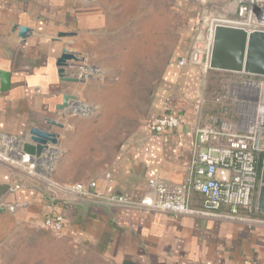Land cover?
<instances>
[{"label":"crops","instance_id":"crops-1","mask_svg":"<svg viewBox=\"0 0 264 264\" xmlns=\"http://www.w3.org/2000/svg\"><path fill=\"white\" fill-rule=\"evenodd\" d=\"M201 19H205L201 13L192 17L189 33ZM94 22L93 17L79 18L70 1L0 0V72L10 75L9 90L0 93L1 154L20 153L32 128L56 134L47 122H57L56 115L71 110L73 102L65 112L58 113L57 107L64 95L76 97L80 85L59 80L55 62L63 50L72 54L74 49L70 38L57 36L76 35ZM20 27L30 30L27 38L18 36ZM182 54L168 65L149 119L176 112L181 123L160 135L143 127L140 137L119 152L115 167L95 180L101 193L137 201L149 194L151 179L170 186L186 181L194 129L207 114L199 73L192 66L178 65ZM66 75L79 77L73 64ZM9 163L0 159V185L11 188L0 198V205L10 208L0 213V246L17 225L42 222L50 212L44 196L18 180ZM51 205L64 219L63 234L90 245L115 264H264V226L173 218L85 202L57 200Z\"/></svg>","mask_w":264,"mask_h":264},{"label":"rangeland","instance_id":"rangeland-1","mask_svg":"<svg viewBox=\"0 0 264 264\" xmlns=\"http://www.w3.org/2000/svg\"><path fill=\"white\" fill-rule=\"evenodd\" d=\"M63 1L77 6L79 18L93 17L95 22L92 28L61 37L73 42L72 54L78 60L71 64L80 85L71 110L55 116L62 126H53L58 140L53 147L59 155L41 160L29 171L9 163L18 180L44 196L50 210L51 199L65 200L50 187L53 183L95 181L115 167L119 152L140 137L154 114L156 95L175 55L183 52L182 58L195 31L203 28L204 33L209 21L235 19L238 0H210L205 7L194 0ZM196 13L205 19L189 33L188 24ZM193 68L199 73L205 116L235 121L234 84L243 77ZM220 96L226 99L216 103ZM77 104L85 108L79 111ZM0 264L115 263L83 241L56 233L39 221L15 227L0 246Z\"/></svg>","mask_w":264,"mask_h":264},{"label":"built area","instance_id":"built-area-1","mask_svg":"<svg viewBox=\"0 0 264 264\" xmlns=\"http://www.w3.org/2000/svg\"><path fill=\"white\" fill-rule=\"evenodd\" d=\"M194 1L202 7L210 2ZM217 25L241 28L247 33L264 31V2L238 0L235 19L218 18L208 22L204 33L196 30L191 47L178 61L179 66L197 67L202 73L211 70L213 31ZM238 75L243 78L234 84L237 119L209 115L194 129L195 139L184 184L170 186L162 180L151 179L147 183L149 194L137 201L122 195L101 193L96 181L63 186L53 183L50 187L66 202L136 209L173 218L233 222L247 227L264 226V215L249 216L258 214L256 201L264 158V77ZM223 99L226 97H217L215 102L220 103ZM180 123V116L170 112L148 121L146 130L152 135H160L177 128ZM54 149L47 143L40 157L35 158L23 154L21 145L20 153L12 157L0 153V159L29 171L36 167L35 162L50 157L49 150ZM57 200L53 198L51 203ZM42 223L61 233L64 219L52 209Z\"/></svg>","mask_w":264,"mask_h":264},{"label":"water","instance_id":"water-1","mask_svg":"<svg viewBox=\"0 0 264 264\" xmlns=\"http://www.w3.org/2000/svg\"><path fill=\"white\" fill-rule=\"evenodd\" d=\"M30 34L28 28L20 27L18 36L25 39ZM71 34L59 33L58 38L68 37ZM78 59L71 53L63 50L55 62L57 75L61 82L76 83V78H69L66 69L72 62ZM212 71L244 74L252 77H264V31H253L247 33L244 29L217 25L213 31V43L210 59ZM10 75L0 72V93L9 90ZM75 97L64 95L62 103L57 107L58 111H64ZM48 125L61 128V124L55 121H48ZM57 135L53 132L32 128L29 131V138L22 144V153L30 157H40L46 144L56 145ZM11 191L7 184L0 185V198ZM7 205H0V213L9 212ZM256 212L264 215V158L261 162L260 187L256 201Z\"/></svg>","mask_w":264,"mask_h":264},{"label":"bare ground","instance_id":"bare-ground-1","mask_svg":"<svg viewBox=\"0 0 264 264\" xmlns=\"http://www.w3.org/2000/svg\"><path fill=\"white\" fill-rule=\"evenodd\" d=\"M93 70V69H92ZM95 72V71H94ZM97 72V71H96ZM85 107L82 105V104H77V109H79V111L80 110H83ZM76 110V109H75ZM50 152V157H51V155H52V157L54 158V159H56L57 158V156L59 155V153H58V150L57 149H54L53 151H51V150H49ZM56 156V157H55ZM41 160H39V161H37V162H35L36 164L37 163H39ZM53 161V160H52ZM34 163V166L36 165ZM47 163V162H46Z\"/></svg>","mask_w":264,"mask_h":264},{"label":"trees","instance_id":"trees-1","mask_svg":"<svg viewBox=\"0 0 264 264\" xmlns=\"http://www.w3.org/2000/svg\"><path fill=\"white\" fill-rule=\"evenodd\" d=\"M249 216H251V217H256V216H258V217H259V216H261V215H259V214H257V215H256V214H249Z\"/></svg>","mask_w":264,"mask_h":264}]
</instances>
